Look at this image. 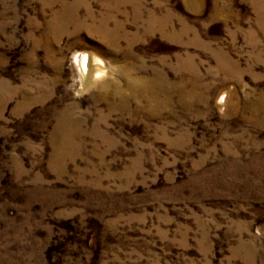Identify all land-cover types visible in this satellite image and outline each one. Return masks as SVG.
I'll return each mask as SVG.
<instances>
[{"label":"rangeland","instance_id":"1","mask_svg":"<svg viewBox=\"0 0 264 264\" xmlns=\"http://www.w3.org/2000/svg\"><path fill=\"white\" fill-rule=\"evenodd\" d=\"M0 264H264V0H0Z\"/></svg>","mask_w":264,"mask_h":264},{"label":"bare ground","instance_id":"2","mask_svg":"<svg viewBox=\"0 0 264 264\" xmlns=\"http://www.w3.org/2000/svg\"><path fill=\"white\" fill-rule=\"evenodd\" d=\"M77 64H78L81 78L84 80V83H88L89 85H91L90 82L93 84L99 78L103 77L102 74L104 72L101 69V67L96 66V64L98 63H95V59L92 60L87 55L81 54L77 58Z\"/></svg>","mask_w":264,"mask_h":264}]
</instances>
